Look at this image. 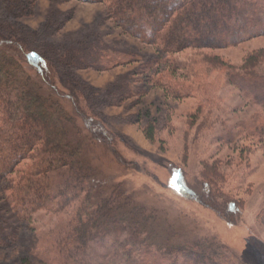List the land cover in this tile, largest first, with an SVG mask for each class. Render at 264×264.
Listing matches in <instances>:
<instances>
[{
  "label": "trees",
  "instance_id": "trees-1",
  "mask_svg": "<svg viewBox=\"0 0 264 264\" xmlns=\"http://www.w3.org/2000/svg\"><path fill=\"white\" fill-rule=\"evenodd\" d=\"M88 1L104 4L108 19L125 34L155 48L141 72L144 83L159 85L176 99L196 98V118L207 121L218 106L216 90L223 79L235 87L259 109L237 123L240 131L230 130L221 140L236 144L245 130L264 150V48L248 50L239 64L213 53L264 36V0ZM31 4L5 0L0 17L9 21L10 16L31 15ZM58 23L35 31L0 19V185L20 219L30 220L38 212L68 214L45 234V241L40 239L12 264H94L91 255L102 258L99 264H248L215 237L176 241L162 228L158 209L137 203L122 183L109 186L99 180L88 154L101 139L111 149L117 143L93 108V100L105 95L83 84L76 96L68 94L56 78L61 74L77 88L79 69L110 70L140 59L113 57L82 37L72 38L77 46L63 44L60 51L51 39L61 27ZM188 50L192 65L206 68L192 72L190 59L182 65L176 56ZM119 88L126 90V85ZM141 94L127 89L122 100ZM144 133L156 140L153 123ZM250 148L241 163L246 169ZM228 163L203 159L201 184L194 187L181 167L174 173L182 194L237 225L245 200L235 194L236 179L224 169ZM258 215L264 218V206ZM114 245L119 257L113 256Z\"/></svg>",
  "mask_w": 264,
  "mask_h": 264
},
{
  "label": "rangeland",
  "instance_id": "rangeland-1",
  "mask_svg": "<svg viewBox=\"0 0 264 264\" xmlns=\"http://www.w3.org/2000/svg\"><path fill=\"white\" fill-rule=\"evenodd\" d=\"M25 1L29 4L33 2L31 15L28 13L18 18L10 16L9 21L0 17L1 21L35 31L51 25V22H59L61 27L55 30L51 39L60 51L63 44L77 46L72 38L82 37L85 42L105 50L113 57L129 58L132 55L140 59L110 70L71 69L78 74L80 85H76L77 88L74 84H68L61 74L56 78L61 90L68 94L76 96L83 84L105 95L93 100V108L109 132L117 137V143L111 149L101 139L95 142L96 150L88 154L98 168L99 180L109 186L122 183L137 203L158 209L162 228H167L176 241L215 237L248 264H264V218L258 215L264 206V150L258 139L245 130H242L243 134L236 144H226L221 140L230 130L234 133L240 131L241 127L237 123L248 120L259 108L250 104L223 79L222 85L219 84L216 90L219 104L204 122L203 118L193 115L198 104L196 98L176 99L167 95L161 86L144 83L146 74L141 72L152 61L155 48L125 34L108 19L104 4L88 0ZM4 4L5 0H0V16L5 13ZM257 48H264V36L235 47L217 49L213 53L219 54L225 61L239 64L248 50ZM192 54L188 50L176 58L182 65L190 59L191 71L194 73L197 69L206 68L198 62L192 65ZM77 59L75 62L82 64ZM188 72L184 71L186 74ZM151 73L150 70L148 75ZM178 73L182 74L181 68ZM123 85H126V90L119 88ZM127 89L143 91L144 94L122 100L123 92ZM109 95L110 98H105ZM80 105L84 108L82 98ZM79 123L82 125L81 121ZM151 123L156 128L154 142L144 133ZM244 146L245 151L241 154ZM246 146L251 147L247 169L241 164L246 161ZM203 159L229 162L224 169L236 179L235 194L245 200L242 219L237 225H229L213 210L179 190L175 170L181 167L186 173L187 184L198 186L202 180ZM66 216V213L38 212L30 220L20 219L11 211L3 186L0 185V227L3 230L0 239L5 242V245L0 246V261L12 264L18 260L25 250L38 244L40 239L45 241V234L62 224ZM112 250L113 256L119 257L117 245ZM100 251L103 253L104 250ZM91 261L99 264L102 258L91 255Z\"/></svg>",
  "mask_w": 264,
  "mask_h": 264
}]
</instances>
